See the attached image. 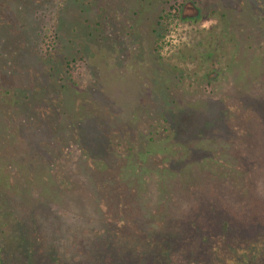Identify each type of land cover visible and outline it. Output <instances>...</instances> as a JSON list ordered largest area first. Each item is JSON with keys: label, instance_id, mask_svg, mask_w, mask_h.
Instances as JSON below:
<instances>
[{"label": "rangeland", "instance_id": "374dc122", "mask_svg": "<svg viewBox=\"0 0 264 264\" xmlns=\"http://www.w3.org/2000/svg\"><path fill=\"white\" fill-rule=\"evenodd\" d=\"M40 1L43 0H28V5H34L32 6L33 9H41L38 11L40 19L37 18L36 12H33L31 8H28L20 0H7V6H3L0 3V16L9 12L10 16L14 17L15 20L12 31L20 33V39L22 38L26 42L32 43L31 45L39 42L37 44L38 47L39 44L43 46L41 42L43 35L52 31L54 26H57L58 22L55 21L59 15L65 19L67 24L73 22V19L83 23L80 28L81 31L74 36L69 35V33L65 35L67 37L60 35L59 39L61 41L59 42L61 44L59 49L52 54V56L56 54L55 60L52 63L47 61L43 65V71L45 72H42V75L46 73L52 76L53 74L52 81L49 83L51 85L50 91L53 93V98H51L55 99L60 94V98L63 101L61 114L65 110L68 111L66 115L62 114L59 119L60 132L58 130L57 134H54L53 137L49 135V138L43 137L42 134V136L37 135L36 138H33V148L36 149V163H41V167L44 166L43 177L48 176L46 167L48 168L49 165L47 163H50L51 159V163H53L52 168L49 167L51 169L50 174H52L51 179L56 177L53 176L55 174L53 172L58 173L57 170L60 166L63 167V171L75 172V177H69V180L71 184L74 182L76 188L80 191L77 205H81L83 202L87 204V201L94 203V200H90L93 198L90 197L91 194L89 192L81 191L78 181H80L82 175L80 178L78 175L76 176V169L78 163L82 162L80 159L84 156V152L82 149L80 150V147L74 141H68L73 133V131H70L71 124L79 126L82 123L80 121L82 118H77L80 114L74 118L73 112L77 107L80 108L79 105L84 100L87 102V107L100 111L97 113H107L108 119L114 125L135 126L137 125L136 120L141 121V116H148L150 119L157 120L163 118L165 114L167 115L166 118L168 120L165 121L155 123L153 120H147L153 121L155 123L154 127H146L142 119L143 123H140L142 124L140 127L143 130L137 133L139 142L135 151L128 152L123 149L126 151H122L119 154L120 159L128 161L131 165L138 164L141 172L150 177L148 179L150 185L148 190L155 191L156 195H160L158 188L154 187L156 183L158 184V181L155 182L151 179L154 176L149 175L150 173L146 170L147 167L142 165V163H150L147 158V151L154 149V151L159 153L162 147L166 149V147L171 145L168 137L173 135L172 131L178 122L173 117L174 112L176 113L177 107H179L175 101H178V103L183 101L180 105L195 106L196 108H201L207 102H212L214 105L207 108L203 107L200 110V113H207V110L214 107L216 115H219V117L212 115L213 120L221 118L223 124L220 125L217 122L215 129L205 128L201 130L206 136H209L210 133L217 136L216 139L213 138L212 142L211 140L209 142L210 151H212L211 158L201 160V163H206L204 168H207V172H203H205V178L209 181L205 185L211 184L210 195L208 192L206 195L201 194L197 187L192 189H195L193 194L197 195L193 198L191 195H186V198L185 196L176 197L175 193H173L169 204L166 207L164 206V210H161V212L155 207L153 200L145 203V199H143L145 207L142 212L145 218H151L148 227L156 230L162 224L165 226L164 218L166 214L178 219L183 217L182 213L186 212L189 207H195L198 203L202 207L205 206L206 210H210L209 208L212 207L217 208L227 214V216L232 217V222L229 224L223 218L218 220L224 226V230L227 231V236L226 240L223 241V245L220 246L221 243L213 245V250L214 248L217 249L219 254L214 264H264V124H258L251 111L241 109L237 103L240 99L239 93L241 91L238 87L243 78L240 77L241 72L239 69L241 64L235 60L232 54L235 52L234 45L236 41L243 40L246 46H253L252 50L255 51V71L250 73V67L246 64L244 70L250 75L244 81L251 82V92L254 96H264V0H185L187 6L197 1L194 4L200 9L197 17L203 15L204 18L194 22L192 25L189 24V21L179 19L170 25L168 32L166 31V26L158 24V20L159 16L162 15V8L169 6L167 2H174L175 0H144V2L141 0H123L127 3L130 1L139 9L140 13L142 12L143 28L140 31H142L143 39H141V47L138 49H135L136 46H133L134 44L132 45L127 40H122L123 42L125 41L126 47L122 46L119 49L115 46L107 47L111 45L101 46L95 39V37L97 38L95 30L98 29L100 19L105 28L104 30L111 28V32H113L116 30L115 24H120V22L129 18L126 10L127 6L123 10L114 5L118 11L114 10L110 19H105L108 11L110 14L109 6L105 7V11L101 15L98 7L96 9L92 8V6L91 8L88 7L92 0H77L79 4L76 0H68L65 9H63L65 6L63 1L66 3V0H54L55 4L50 8L53 14L43 7ZM179 1L182 2L184 0ZM213 8H218L223 13L226 12L227 16L222 18L219 13L210 14ZM189 11H192V8L187 7L186 12L189 13ZM48 13L54 19L50 22V26L47 25L46 22L48 20L45 17ZM190 13L193 14L192 12ZM193 16L195 17V15ZM138 17L140 19L141 15L139 14ZM87 26L93 27L89 31L92 30L96 35L94 38L82 33L86 31L84 28L86 27L87 29ZM69 27L70 30L72 25H69ZM152 28L157 29L158 32H154ZM160 34L164 37H159ZM157 39L160 40L159 43L162 47L160 53L154 52ZM110 40L112 41L113 38L111 37ZM215 47L218 49L213 52ZM78 50L87 52L88 55L84 60H80L81 52H77ZM204 50H209L213 54L212 60L203 57L202 53ZM63 57L68 59L77 58V65L80 66V73L75 76L74 81L71 82L65 78L66 88L64 90L58 80L61 75L59 72L64 71L61 63ZM51 67L54 70L52 73H50ZM210 71H216L218 75L215 78H206L207 72ZM177 77L182 78L180 80L182 82H179ZM56 79L57 86L56 84L54 86L53 81H56ZM241 95L243 96V93ZM50 104L51 108L47 107V109H53V104ZM20 116L18 110L15 109L10 112L0 111V133L4 132L8 124L12 125V127L15 123L17 125H19V122L24 124L20 120ZM84 116L87 118V120H84L85 123L92 121L91 115L84 114ZM238 117L243 118V121L248 118L251 123L248 125L245 121H240ZM93 122H90V124H94ZM152 128L155 129H153L151 134L149 130ZM232 130L233 132L230 133ZM242 132L243 135L238 137V134ZM139 133L144 135L140 134L139 136ZM147 134L151 135L154 141L151 142ZM227 137L232 139L226 140ZM248 137H250V140L247 139ZM8 141L10 144L8 148L11 149L12 153L7 157L8 162L14 163L15 166L28 163L31 157L30 151H21L25 146L19 147L24 143L19 135L17 137H9ZM47 143L51 144L50 149H47ZM14 144H18L16 150H12ZM193 148L192 145L190 149L192 153H194ZM179 150L181 151L182 149L179 148ZM38 153L41 154V157L38 156ZM245 163H248V167L244 166ZM168 164L164 165L177 169V163ZM183 165L186 171L183 169L178 170L182 174L181 183L189 181L192 176H200L201 173L196 166L191 163H183ZM231 166L235 167L231 168ZM237 166L238 168L236 169ZM187 170L191 173L190 176H187L189 174ZM235 171L237 172L235 173ZM113 173L109 175L106 172L105 174L111 177L114 176ZM219 173H222L223 177L226 176L228 178V183H225V178H223L222 183H219ZM13 174L16 175V173ZM64 175L66 176L65 173ZM29 177L24 175V179ZM43 177L37 176V179L29 184L33 186V193L40 190V184L37 182L43 180ZM177 182L178 179L171 182L170 178L165 177L163 185L167 190L172 188L170 184H176ZM212 182H215V186ZM128 186L131 187V184L128 183ZM23 188L24 186H20L19 189L22 190ZM105 188L104 193L110 191L108 187ZM69 190L71 191L70 188ZM72 193L74 195L69 200L77 197L74 191ZM215 193H219L218 198L212 196ZM113 197L114 194L111 192L109 195L111 202L114 201ZM204 201L206 202L204 203ZM103 202H108V198ZM109 204L111 203L109 202ZM73 207L74 205H71V208ZM153 211L154 213H152ZM178 213L181 214L177 215ZM7 215H9L8 211L0 205V231H3L0 235H5L4 239H8L7 244L9 245L10 239H15L18 230L15 229L13 222ZM81 228H76L82 232V236L75 234L78 240L88 236L87 230L83 227ZM4 239L0 238V247L2 248V250L0 249V255L4 253L5 260L12 262V264H18L17 255H13L6 248ZM70 243V240L64 245L63 243L62 245L57 243L51 250H59V248H64L65 245ZM16 244L18 245V242ZM12 248L15 250L19 249L16 246ZM60 250L62 253V249ZM184 253V251L180 252V254L169 253L165 260L163 259L164 264H188L192 259L190 257L186 258ZM53 254L55 256L56 251ZM37 258L39 257L37 256ZM80 259L89 260L83 259L77 254L73 255L72 251H69L61 258L62 264H77ZM157 260L162 261L160 258L154 261L156 262Z\"/></svg>", "mask_w": 264, "mask_h": 264}, {"label": "trees", "instance_id": "16d2710c", "mask_svg": "<svg viewBox=\"0 0 264 264\" xmlns=\"http://www.w3.org/2000/svg\"><path fill=\"white\" fill-rule=\"evenodd\" d=\"M20 1L25 3L28 8H31L33 12H36L38 19L41 18L38 12L41 9H33L32 6L34 5H28V0ZM141 1L144 2V0ZM186 1H168L169 6L162 8V15L159 16L158 24L166 26L167 32L169 27H171L170 25L179 19L189 21V24L192 25L194 22L204 18L203 15L197 17L198 12H200V9L194 5L197 1L190 3L189 6L186 5ZM76 2L78 3L77 0ZM0 3L3 6H7V0H0ZM40 3L53 14L50 8L55 4L54 0H43ZM63 3L65 4L63 9H65L68 0H66V3L63 1ZM114 5L123 10L127 6L126 10L129 16L128 19L123 20L120 24H115L116 30L111 32V28H107L105 31L100 19L98 29L95 30L97 38L92 30L89 31L93 27L87 26L88 33L85 27L86 31L82 33L84 35L87 34L86 36L89 37H95L97 43L101 46L111 45L107 47L115 46L121 49L122 46L126 47L125 41L123 42L122 40H127L132 45L134 44L133 46H136L135 49L140 48L141 39H143L142 31H140L143 28L142 12L140 13L139 9L130 1L127 3L123 0H92L88 7L91 8L92 6L95 9L98 7L102 15L105 7L109 6L110 14L108 11L105 19H110L113 11H118ZM187 7L192 8V11L187 13ZM50 13L45 15L48 20L46 23L49 26L50 22L54 20ZM217 13L222 18L227 16L226 12L223 13L218 8H213L210 11V14L213 15ZM139 14L141 15L140 19L138 17ZM13 22L15 23L14 17L10 16L9 12L0 16V111L10 112L14 109L18 110L19 115H21L20 120L24 124L19 122V125H17L15 123L13 127L8 124L4 132L0 133V205L8 211L9 215L7 216L18 232L15 235V239H10L9 245L7 244L8 239H4L5 235H0V238H3L6 242V248L13 255H17L18 264H62L61 258L69 251L83 259H89H80L77 264L83 262L85 264H164V260L169 253L180 254L182 251L185 252L186 258L190 257L192 259L188 264H214L219 254L217 249L214 248L213 250V245L220 243V246L223 245V241L226 240L227 236V231L224 230V226L218 220L223 218L230 224L232 217L227 216V214L217 208L212 207L209 208L210 210H206L205 206L202 207L198 203L195 207H189L186 212L182 213L183 217L178 219L166 214L164 218L165 226L162 224L159 229L155 230L148 227L151 218H145L142 212L145 207L143 199H145V203L153 200L155 207L161 212V210H164V206L166 207L169 204L173 193H175L176 197L185 196L186 198V195H191L193 198L197 195L193 194L195 189H192L197 187L201 194L206 195L208 192L210 195L211 184L205 185V183L209 182L205 178L207 168L205 169L204 167H206V163H201V160L211 158L212 151H210L209 142L210 140L212 142V139H216L217 136L213 133L206 136L201 130L205 128L215 129L216 124H223L221 118L213 120L212 115L217 114L214 107L207 110V113H200V110L203 107H211L214 104L207 102L205 106L196 108L195 106L180 105L183 101L180 103L175 101L179 107H177L178 109L176 113L174 112L173 117L178 122L172 131L173 135L168 137L171 145L166 147V149L162 147L159 151L160 154L154 149H149L147 158L150 163H142L144 167H147L146 170L150 173L149 175L154 176L151 179L155 182L158 181V184L156 183L158 186L155 184L154 187L158 188L161 194L156 195L155 191L148 190L150 186L148 179L150 177L141 172L138 164L131 165L128 161L120 159L119 154L126 150L128 152L135 151L139 142L137 133L143 130L140 127L142 125L140 123L144 122L143 124L146 127H154L156 122L168 120L166 118L167 115L165 114L163 118L157 120L150 119L148 116H141V121L136 120L137 125L135 126L114 125L108 119L107 113H97L100 111L87 107V102L83 100L79 105L80 108L77 107L74 111L75 113L73 112L74 118L80 114L77 118H82L80 120L82 123L79 126L71 124L70 131H73V133L68 141H74L80 147V150L82 149L84 152V156L80 159L82 162L78 163L76 176L78 175L80 178L82 175L78 184L80 183L81 191L84 190V192L91 194L90 197L93 199L90 200H94V203L87 201V204L83 202L81 205H77L80 191L76 188L74 182L71 184L69 180L75 177V172L63 171V167L60 166L57 170L58 173L53 172L52 169V172L55 173L53 176L56 177L51 179L52 174H50L51 169L49 167L52 168L53 163H51L50 159V163H47L49 166L48 168L46 167L48 176L43 177L44 166L41 167V163H36V149L33 148V138L41 134L46 138H49V135L53 137L60 128L58 124L61 115H66V112H68L64 109L65 111L61 114L63 101L60 98V94L55 99H52L53 93L50 91L51 85L49 83L52 81L53 74L52 76L46 73L42 75V72H45L43 71V65L47 61L52 63L55 60L56 54L54 56L52 54L59 49L61 44L59 42L61 41L59 39L60 35L67 37L65 35L69 33V35L74 36L81 31L80 28L83 23L73 19V22L67 24L65 19L59 15L55 21L58 22L57 26H54L52 31L43 35L41 39L43 46L39 44L38 47L37 44L39 42L31 45L32 43L26 42L22 38L20 39L21 34H18L17 31H12ZM69 25H72L70 30ZM152 30L158 32L155 28H152ZM120 33L123 34L120 35ZM111 37L113 38L112 41L110 40ZM159 37L164 36L160 34ZM218 39L221 40L220 37ZM70 41L72 42V40ZM159 42V39L155 42L154 52L156 53H160L162 48ZM234 48L235 52L232 54L235 60L241 64L239 70L241 72L240 77L243 78L238 87L241 91L239 93L240 99L237 103L241 109L251 111L257 123L263 125L264 96H254L251 92V82L244 81L250 75L244 70L246 64L250 67V73L255 71V51L252 50V45L246 46L243 40L236 41ZM217 49L215 47L213 52ZM77 52H81L80 60H84L88 55L86 51L78 50ZM202 55L204 58L213 59V54L209 50H204ZM61 63L64 71L59 72L61 75L58 80L64 90L66 88L65 78L71 82L74 81L75 76L80 73V66L77 65V58L68 59L63 57ZM50 70V73H52L54 71L53 67ZM216 75H218V72L210 71L207 72L206 78H215ZM177 79L182 82L180 81L182 78L177 77ZM53 82L54 86L55 84L57 86V79ZM241 93H243V96ZM50 103L53 104V109H47V107L51 108ZM84 114L91 115L94 124H90L92 121L85 123L84 120H87V118ZM216 116L217 118L219 117V115ZM239 119L242 122L245 121L248 125L251 123L248 118H245L244 121L243 118ZM147 120H153L155 123ZM153 129L155 128L150 129L149 132H153ZM232 132L233 130L230 133ZM140 134L144 135L139 133V136ZM17 135L24 142L19 146L20 148L25 146L21 151L29 150L31 156L28 163H22L23 165L21 166H15L14 163H9L7 159L12 154L11 149L8 148V145H10L8 139L12 136L17 137ZM240 135H243V132L239 133L238 137ZM147 136L149 135L147 134ZM230 138L227 137L226 140ZM247 139L250 140V137ZM149 140L151 142L154 141L151 135ZM127 143L128 145H126ZM47 145H45L47 149H50L51 144L47 143ZM192 145L194 153L190 150ZM17 148L18 144H14L12 150ZM179 148L182 150L180 151ZM38 156L41 157V154L38 153ZM166 163L167 165H169L168 163H177V169L164 165ZM183 163H191L196 166L201 173L200 176H192L189 181L181 183L182 174L178 170L183 169L186 171ZM247 165L248 163H245L244 166L248 167ZM234 167L231 166V168ZM249 168L251 167L249 166ZM106 172L109 175L114 172V176L108 177L105 174ZM187 172L189 173L187 176H190L191 173L188 170ZM13 173H16V175ZM221 174H218L220 176L219 183H222L223 178H225V183H228V178L226 176L223 177ZM24 175L30 177L24 179ZM37 176H42L44 179L37 182L40 184V190L33 193V186L29 184L34 182ZM165 177L170 178L171 182L178 179V182L170 184L172 188L166 190L163 185ZM128 183L131 184V187L128 186ZM212 183L215 186V182ZM20 186H24V188L21 190L19 189ZM105 187H108L110 191L104 193ZM72 191L76 193L75 196L77 197L69 200L74 195ZM111 192L114 194L113 202L109 198ZM29 195L30 197L28 198ZM214 195L212 194L214 198H218L219 193ZM106 198H108V202H103ZM71 205H74V207L71 208ZM179 214L181 213L177 215ZM81 227L87 230L88 236L78 240L75 234L82 236V232L78 230L82 229ZM0 233H3V231H0ZM58 239L62 241L60 242ZM69 240L71 243L65 245L64 248L61 247L59 250H55L56 255L54 256L53 253L55 251L51 250L52 247L57 243H60L58 245H62V243L64 245ZM16 242H18V245ZM14 246L19 247V249L15 250L12 248ZM0 249L2 250L1 247ZM60 249H62V253ZM5 258L4 253H1V264H12ZM157 258L162 259L163 262L161 260L155 262L154 260Z\"/></svg>", "mask_w": 264, "mask_h": 264}]
</instances>
